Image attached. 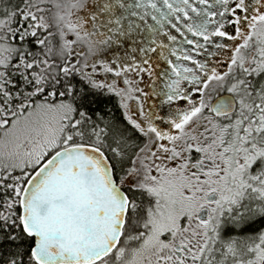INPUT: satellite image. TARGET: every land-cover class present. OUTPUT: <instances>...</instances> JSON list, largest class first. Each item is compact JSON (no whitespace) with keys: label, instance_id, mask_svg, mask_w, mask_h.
<instances>
[{"label":"snow or ice","instance_id":"obj_1","mask_svg":"<svg viewBox=\"0 0 264 264\" xmlns=\"http://www.w3.org/2000/svg\"><path fill=\"white\" fill-rule=\"evenodd\" d=\"M0 264H264V0H0Z\"/></svg>","mask_w":264,"mask_h":264}]
</instances>
